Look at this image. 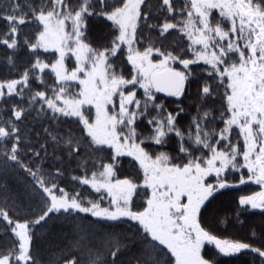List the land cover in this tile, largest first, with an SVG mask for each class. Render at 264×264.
Instances as JSON below:
<instances>
[{"label": "snow or ice", "instance_id": "snow-or-ice-1", "mask_svg": "<svg viewBox=\"0 0 264 264\" xmlns=\"http://www.w3.org/2000/svg\"><path fill=\"white\" fill-rule=\"evenodd\" d=\"M0 49V264H264L205 224L264 217V0H0Z\"/></svg>", "mask_w": 264, "mask_h": 264}, {"label": "trees", "instance_id": "trees-1", "mask_svg": "<svg viewBox=\"0 0 264 264\" xmlns=\"http://www.w3.org/2000/svg\"><path fill=\"white\" fill-rule=\"evenodd\" d=\"M23 3V0H21ZM3 49H0V59H2ZM23 55V52H20ZM20 64V61H18ZM0 70L5 72V68L0 64ZM27 123H32L31 120L26 121ZM186 119L182 118L180 123L184 124ZM39 127V125H36ZM7 183L10 187L13 188L14 191H20L18 184L19 182L14 177H9L7 181L0 180V185ZM251 191H254L252 186L243 185L237 190H226L222 191L221 194L217 195L216 200L211 205V211L206 213L205 215V224L209 227L213 232L227 236V232L232 230L237 235V238H247L249 235V230L252 226H256L257 231L259 232L261 220L264 217L261 216V211L254 210H246L241 211L236 202L239 195L248 194ZM0 199L3 200V196L0 195ZM0 200V201H1ZM239 213V219H237V214ZM227 220L226 224L220 223L221 220ZM65 226V225H64ZM68 228V227H67ZM52 232H61L66 231L63 229V226H54L51 228ZM40 231V230H38ZM49 231V230H47ZM41 232V231H40ZM4 240L3 234L0 235V242ZM45 241L44 245L47 246L49 237H42L37 241L38 251L40 253H44L46 255V259L50 257V254L53 252L48 251L47 248L44 250V246H39L38 242ZM42 243V242H40ZM65 241L62 243L64 245ZM255 243H259V241H255ZM208 246H206L207 250ZM214 250V249H213ZM222 264H250V256L249 255H238L235 257H221Z\"/></svg>", "mask_w": 264, "mask_h": 264}, {"label": "rangeland", "instance_id": "rangeland-1", "mask_svg": "<svg viewBox=\"0 0 264 264\" xmlns=\"http://www.w3.org/2000/svg\"><path fill=\"white\" fill-rule=\"evenodd\" d=\"M21 52H23V55L19 53V55L17 57V64L19 63L18 61H20L19 65H23L24 62L29 59V57L27 56L26 52H24V51H21ZM2 54H3V52H2ZM0 64L3 65L2 59H0ZM5 75H6V69H5V72L0 70V78L4 77ZM241 186H243V185H240L238 188H240ZM249 186H252L253 190H258L257 186H255V185H249ZM235 190H237V189H235ZM222 191H226V190H221V192ZM0 202H2V200ZM250 210L260 211L259 209H250ZM67 227H68L67 225L63 226V229L66 230V231H61V232H52L51 233L52 229H49V231L40 230L41 231L40 239H41V236H42V237H46V238L49 237V240H48L47 246L44 245L45 241H43V240L40 241L42 243L38 242L39 246L40 247L44 246V248H43L44 250H46V248H47V250L48 251L51 250V252L52 251H57L59 247L63 246L62 243L64 242V239H63V235L62 234L69 231V228H67ZM1 234H3V229L2 228H0V235ZM236 235L237 234L235 232H233L232 230L227 232V236L236 237ZM4 243H6V239L5 238H4L3 241L1 240L0 244H4ZM38 254H39V256H40V258L42 260H47L46 259V255L44 253H40L38 251Z\"/></svg>", "mask_w": 264, "mask_h": 264}]
</instances>
